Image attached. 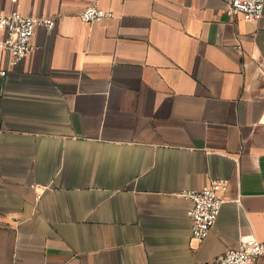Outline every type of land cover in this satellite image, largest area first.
Instances as JSON below:
<instances>
[{"label": "crops", "instance_id": "obj_1", "mask_svg": "<svg viewBox=\"0 0 264 264\" xmlns=\"http://www.w3.org/2000/svg\"><path fill=\"white\" fill-rule=\"evenodd\" d=\"M93 2L115 16L83 22ZM227 5L0 0L56 19L16 64L0 48V264H210L264 240V15ZM216 179L197 241L180 193Z\"/></svg>", "mask_w": 264, "mask_h": 264}, {"label": "built area", "instance_id": "obj_2", "mask_svg": "<svg viewBox=\"0 0 264 264\" xmlns=\"http://www.w3.org/2000/svg\"><path fill=\"white\" fill-rule=\"evenodd\" d=\"M225 11L230 19L240 15L246 21H257L264 15V0H228ZM114 16L113 9L100 7L96 2L79 12L80 20L86 23ZM55 26L56 19L51 16H29L13 9L0 15V29L5 32L0 39V48L8 51L12 64H16L33 48L32 39L38 27L53 29ZM226 189L227 180L216 179L200 189L180 193L192 202L188 212L192 219V239L202 241L209 235L220 213ZM40 196L41 193H37V197ZM260 256H264V240L250 235L244 237L238 247L216 255L210 264H256Z\"/></svg>", "mask_w": 264, "mask_h": 264}]
</instances>
